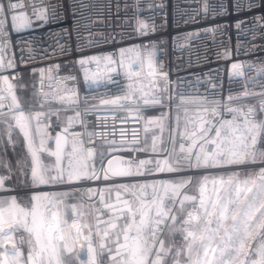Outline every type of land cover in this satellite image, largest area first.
Listing matches in <instances>:
<instances>
[{
    "label": "built area",
    "instance_id": "built-area-1",
    "mask_svg": "<svg viewBox=\"0 0 264 264\" xmlns=\"http://www.w3.org/2000/svg\"><path fill=\"white\" fill-rule=\"evenodd\" d=\"M0 5L5 9L0 13V21H5L0 34V58L4 63L0 69L3 90L0 95L5 96L0 123H15L16 112H9L11 98L7 88L11 84L26 115L45 113L42 126L49 132L62 128L67 138L82 149L78 167L87 162L89 169L95 167L99 172L100 147L106 149L103 162L117 152L132 169L138 168L141 160L162 163L169 153L175 163L182 155L181 143L187 146L188 142L181 136L175 137L173 152L171 126L163 138V120L173 109L194 110L218 121L232 119L233 113L227 112L226 107L245 112L251 107L255 118L264 120L260 107L264 100V0H0ZM13 15L18 17L15 26ZM121 49H131L125 51L124 67L119 65ZM137 52L145 63L140 75L129 81L124 73L128 63L136 60ZM149 53L154 75H149ZM92 57L98 58L99 64L79 63ZM105 57L117 62L110 65L116 71H108ZM9 61L14 65L11 68ZM234 64L238 67L233 68ZM139 67L138 63L132 65L133 71ZM24 75L33 79L36 106L33 110L22 106L16 92ZM4 77L8 78V84L4 83ZM130 82L142 89L134 94L135 103L126 100L119 104L104 103L126 95ZM45 93L49 97L47 102ZM145 100L149 103L145 104ZM154 100L161 103H152ZM213 107H217L219 117L203 111ZM150 114H153L151 121ZM69 117L74 118L71 124ZM153 130H157V135L151 137L152 150L147 151V133ZM13 131L23 139L18 129ZM4 146L13 148L8 136ZM87 149L93 150L90 158ZM180 166H184L183 162ZM156 170L157 167L146 176ZM99 174L101 179L82 180L87 185L81 189L105 188L109 180L102 178V172ZM191 175V172H163L157 180ZM192 187L189 185L183 191L187 193ZM77 195L92 218L90 228L95 244L97 213L90 205L101 209L103 219L109 213L99 203V195L91 200L87 193ZM72 219L70 210L69 223ZM88 233L89 228L76 241L79 250L88 246L84 239ZM21 236V232L16 233L15 239L19 241ZM96 264H105L100 255Z\"/></svg>",
    "mask_w": 264,
    "mask_h": 264
},
{
    "label": "snow or ice",
    "instance_id": "snow-or-ice-1",
    "mask_svg": "<svg viewBox=\"0 0 264 264\" xmlns=\"http://www.w3.org/2000/svg\"><path fill=\"white\" fill-rule=\"evenodd\" d=\"M10 7L15 8L16 5ZM4 11L3 6H0V12ZM17 19V16H12L14 26ZM4 23L5 21H0V34L3 33ZM125 51L131 49L120 50V67H124ZM105 60L108 71H116L110 65L117 62L112 57H105ZM90 61L99 64L96 57L81 59L79 63L84 65ZM133 63L140 66L136 71H133ZM144 63L137 52L136 60L127 65L124 73L126 78L132 81L134 76H139ZM13 66L9 61L8 67ZM147 66L150 69L149 75H154L152 53L148 54ZM3 67V59L0 58V69ZM236 67L238 66L234 64L233 68ZM3 81L8 84L7 77ZM128 88L126 95L104 103L119 104L121 100L135 103L134 94L142 89L134 87L131 82ZM7 92L11 98L9 112H16L13 116L15 123L8 125L9 143H14L12 131L14 128L18 129L31 163L29 165L27 160H18L17 168L25 177H28L30 171L31 189L101 179L99 172L103 173L104 180L144 174L139 168L135 171L131 167L114 169L112 160L108 161V168L104 169L103 154L99 172L95 167L89 169L87 162L75 167L73 158L77 152L82 151L75 142L72 144V151L67 153V167L62 166L67 140L57 135L55 150H48L45 139L47 132L41 127L42 118L46 114L37 112L34 116L26 115L11 84H8ZM43 95L47 102L48 94ZM232 99L230 96L229 100ZM4 100L5 96L0 95V108L5 107ZM144 103L149 101L145 100ZM152 103L159 104L161 101L154 100ZM260 107L264 111V100L260 102ZM225 110L233 113L232 119L215 121L198 115L186 120L180 136L188 143L187 146L181 143L182 155L177 157L175 164L170 163L172 153H169V158L164 159L163 167L160 161L156 162L159 172H191V176L175 180L113 184L103 189L73 188L59 192H33L29 197V204L24 206L18 203L16 196L0 197V246L11 244L15 264H65L64 255L73 252L75 242L82 235V228L89 227L80 223L85 213L78 210L76 204L66 205L65 198L77 193H87L90 200L99 195V203L109 213L105 220L100 215L101 209L90 205L97 213L95 235L99 237V247L101 252L107 251L112 264H169L168 257L173 252L171 264H264V166L257 171H249L244 179L240 178L241 172L238 171L228 172L226 176L223 173L208 172L209 169L231 166L264 165V120H257L255 110L251 107L246 112L235 107H226ZM203 111H211L214 117L220 116L217 107L210 110L205 108ZM73 119L68 118L69 124ZM33 120L36 122L35 135ZM36 136H39V148L35 146ZM174 146L175 137L173 152ZM45 151L55 158L54 164L45 165L42 162L40 153ZM153 151H156L155 142ZM87 153L90 158L93 150L87 149ZM181 162L184 166H180ZM146 163L149 161L139 162L141 166ZM0 164L3 162L0 161ZM9 170L11 171L10 167ZM5 179L0 176V190H5ZM189 185L194 186L196 194L188 195L183 191ZM149 188L150 194L146 191ZM121 189L129 198L122 197ZM113 190H116L114 203L105 199V193L110 194ZM187 203L192 204L193 210L185 214ZM62 205L71 208V223L65 218ZM83 207L80 205L81 209ZM21 231L27 234V239L21 236L17 241L15 234ZM177 235L184 241L183 248L175 245ZM92 236L93 232L89 228L88 235L84 237L88 241V264H96ZM25 244L27 261L23 262L21 246ZM109 244L112 246L109 247ZM182 254L185 257L183 262L179 259ZM0 264H8L7 258L0 261Z\"/></svg>",
    "mask_w": 264,
    "mask_h": 264
},
{
    "label": "rangeland",
    "instance_id": "rangeland-1",
    "mask_svg": "<svg viewBox=\"0 0 264 264\" xmlns=\"http://www.w3.org/2000/svg\"><path fill=\"white\" fill-rule=\"evenodd\" d=\"M0 6H2V5H0ZM0 13H4V12H0ZM19 97L21 99L20 100L21 104H22V106L24 108L29 109V110L36 109L35 102H34V99H33V91H32V88H31V84H27V85L24 86L23 92L21 91V93L19 94ZM28 115L34 116V114H32V113H29ZM196 116H198V114L194 110L173 109L171 114L166 115V117L163 120V125H164V129H163L164 130V136H163V138L167 134L166 131L169 130L170 126L173 129V134H174L173 136L177 137L176 136L177 134H176L175 130L178 129V128H185L186 120H188L189 118H194ZM152 117H153V114H150L149 117H148L150 121L153 120ZM3 126L4 125L0 124V154H1L0 155V157H1L0 161L3 162V164H0V172H3V171L10 172L11 181H12V185H13L12 189H15V190L16 189L17 190L18 189H26V190H28L30 195L33 192H42V190L41 191H36V189H39V188L31 189L29 187V185H30V171H29L28 177H25L24 175H21V172L17 168V161L18 160L17 159L14 160V161L9 160V158H8L9 150H6L4 148V135H3L4 129H3ZM4 127H6V126H4ZM42 128H44V127H42ZM51 135H53V133L47 132V136L45 137V139H47V141H49V142H50V140H52L51 139ZM155 135H157V130L149 131L147 133V141H146V144H145V149L147 151L152 150V146L150 144V140H151V137H154ZM46 148L48 150H55V149L51 148V146H49V145L46 146ZM66 152H67V150H66ZM105 153H106V149L104 147H100L98 149V151H97V161H98L97 164L99 163V161L101 159V155L103 154V156H104ZM40 155H41V158H42V162L45 165H49V164H54L55 163V158L49 156L47 151H45L43 153H40ZM81 156H82V154L79 151V152L76 153L75 157L73 158V165L75 167H78L77 163H78V160H79V158ZM21 160H27L29 165L31 163V158L27 154L26 147L24 148V157ZM145 161H149V163H146L143 166L140 165V168H142V172L144 173L143 174L144 176H146V174H148V173H151L157 167L156 166L157 160H145ZM171 163L175 164L173 156H171ZM67 164H68V156L66 155L64 157V159L62 160V166L67 167ZM5 165H8V166H5ZM262 166H264V165L254 164V165H243V166L238 167V168H231V169H225V170L224 169H219V170H217V172H218L217 174L223 173L226 176L228 171H231V170L233 171L235 169H238L239 172H241V177L240 178L244 179V177H246V175L248 174L249 171H257ZM9 167L11 168V171L9 170ZM132 170L135 171L136 169H132ZM132 180L130 179V180L124 181L122 183H136V182L143 183V182L155 181L151 176L143 177L142 179H139L138 181L136 179H132ZM82 182L83 181H80V182H77V183H81L82 184ZM113 183H116V182H113ZM113 183H109V184H107V186L113 185ZM67 185H69V184H63V185H59V186L53 187L51 190H48L47 192H59V191L69 190V189L73 188L72 186L67 187ZM63 186H65V188H61ZM75 187L81 189L83 186L82 185H79V186L75 185ZM191 190H194V192H193V195H194L196 193L194 186L191 188ZM146 191L149 194L151 193V189L150 188L147 189ZM113 192H116V190H113L110 194H112ZM120 192H121L122 195H124L126 197H129L128 194L125 193L122 189L120 190ZM105 194H109V193H105ZM76 196H78V195L76 194V195L70 196V197H76ZM189 206L190 205L185 206V214H186L187 211H192L193 210V207L190 208L191 206L190 207ZM62 208L63 207L61 206V210H64V208L63 209ZM175 245H176L177 248H180L182 245H184V241H183L181 236L177 235V237L175 238ZM1 248L9 249L10 248V244L9 243H5L4 245L1 246ZM173 258H174V252H173V255L168 257L169 264H171ZM179 259L183 262L185 257L180 256Z\"/></svg>",
    "mask_w": 264,
    "mask_h": 264
},
{
    "label": "crops",
    "instance_id": "crops-1",
    "mask_svg": "<svg viewBox=\"0 0 264 264\" xmlns=\"http://www.w3.org/2000/svg\"><path fill=\"white\" fill-rule=\"evenodd\" d=\"M27 84H31V88H32V91H33V99H34L35 93H34V87H33V79L28 77V76L24 77V83L22 81L21 84L17 86V88H16L17 95L19 97V93H21V91L23 92L24 86L27 85ZM19 99H20V97H19ZM0 124L6 126V127L3 126V129H4L3 135H4V143H5L6 137L8 136V125L3 124V123H0ZM35 126H36V123L33 120L32 121V129H33V134L34 135H35ZM41 127H44V126L41 125ZM183 130H184V128L176 129L175 130V132L177 134L176 136L177 137L180 136V133ZM46 131L49 132L47 129H46ZM49 133H53V135H51V139L52 140H50V142L47 141V145L46 146L49 145V146H51V148L55 149V137L57 135H60V136L64 137L67 140V142H68L67 145H66L67 152H66L65 156L67 155V153H70L72 151V144L73 143L67 138V136L65 135L64 130L62 128L57 129L55 132H49ZM12 139H13V142H14L13 143V148L15 147L17 141H22L23 144H24L23 139L15 131H12ZM35 146L37 148H39V136L35 137ZM25 147L26 146L24 144V148ZM4 148H5V146H4ZM13 148L12 149H6V150L12 151ZM233 171H238L239 172V170H233ZM228 172H232V170L228 171ZM217 173L218 172H214L212 174H217ZM0 176L6 178L5 181H4V189L5 190H0V197L16 196L17 200H18V203H20L22 206L28 205L29 204V197H30V194H29L28 190H26V189H18V190L17 189L16 190L12 189L13 185H12V181H11L10 172H8V171L7 172L6 171L0 172ZM74 185H76V184H74ZM72 187L76 188L75 186H72ZM190 190L186 194L193 195L194 190H191V191ZM109 196H110V200H109ZM115 197H116V192H113L112 194H105V199L108 200L109 202H112V203L115 202ZM122 197L125 198V199L129 198V197H126L124 195H122ZM65 204L66 205L76 204L78 206V210H81V211H83L85 213V215L81 218V225L87 224L89 226V227H83L82 228V231L86 232L87 229L90 228L93 225V222H92V218H91L89 212L86 210L85 206L82 204V202L80 201L78 196L65 198ZM80 205H83L84 207L81 209ZM187 205H190L191 206V207L189 206L190 208L193 207L192 204H190V203H187L186 206ZM62 207L64 208V210H62V211L65 214V218L68 219L69 212H70L71 208L70 207H64L63 205H62ZM101 228L103 229V226H101ZM21 233H22V236L25 239H27V234L23 233L22 231H21ZM99 243H100V240H99V237L97 236V240H96L95 244H92V246L96 249L95 259H97V256L100 255L103 258L105 264H112V261L110 260L107 251L101 252V249L99 247ZM111 246L112 245L109 244V247H111ZM183 246L184 245H182L180 248H183ZM87 248H88V246L85 247L84 253H82L81 250H79L77 248V245H76V242H75L73 252L70 253V254H65L64 257H63V259L65 261V264H88L89 254H88ZM12 252H13V250H12V247L10 246V248L7 249V257H5V249L1 248V246H0V261H3V260H5V258H7L8 264H15ZM21 252L23 253V255L21 257V260L23 262H26L27 261V245L26 244L23 245V248H22ZM181 256L184 257L183 254ZM168 262H169V260H168Z\"/></svg>",
    "mask_w": 264,
    "mask_h": 264
},
{
    "label": "bare ground",
    "instance_id": "bare-ground-1",
    "mask_svg": "<svg viewBox=\"0 0 264 264\" xmlns=\"http://www.w3.org/2000/svg\"><path fill=\"white\" fill-rule=\"evenodd\" d=\"M109 160H112L113 161V164H112V167L114 168V169H117V170H119V169H122V168H128L127 166H126V164H125V161H124V159L122 158V156L119 154V153H117V152H113V153H111L110 155H109V157L103 162V168L104 169H107L108 168V161ZM163 161H164V159L162 160V163H161V166L163 167L164 165H163ZM139 169H140V171L142 172V168H140V166L138 167ZM135 169H137V168H135ZM163 172H159V171H154L152 174H151V177L154 179V180H157L158 179V177L162 174ZM160 174V175H159ZM144 177V175H139V176H130V177H120V178H116V179H112V180H109V181H106L107 183L109 182V183H113V182H116V183H113V184H119V183H122V182H124V181H128V180H132V179H136L137 181L139 180V179H142ZM133 181V180H132ZM105 182V183H106ZM74 184H76V185H86V184H81V183H77V182H75V183H72V184H69V185H67V187H69V186H75ZM53 187H51V186H40L39 187V189H36V191H41L42 190V192H47L48 190H51ZM61 188H65V186H63V187H61ZM77 188V187H76ZM73 189V188H72ZM80 250H81V252L82 253H84V250H85V247L84 246H81V248H80Z\"/></svg>",
    "mask_w": 264,
    "mask_h": 264
},
{
    "label": "trees",
    "instance_id": "trees-1",
    "mask_svg": "<svg viewBox=\"0 0 264 264\" xmlns=\"http://www.w3.org/2000/svg\"><path fill=\"white\" fill-rule=\"evenodd\" d=\"M25 76L26 75L23 76V80H22L23 83H24V77ZM23 157H24V144L22 141H17L13 150L9 151L8 158H9V160L14 161L16 159L21 160Z\"/></svg>",
    "mask_w": 264,
    "mask_h": 264
}]
</instances>
